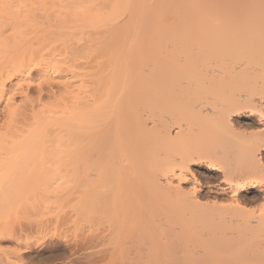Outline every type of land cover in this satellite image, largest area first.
Returning <instances> with one entry per match:
<instances>
[{"label": "bare ground", "instance_id": "1", "mask_svg": "<svg viewBox=\"0 0 264 264\" xmlns=\"http://www.w3.org/2000/svg\"><path fill=\"white\" fill-rule=\"evenodd\" d=\"M108 5L107 15L128 13V35L117 26L105 61L107 69L125 62V74L114 90L96 77L93 89L73 96L70 112H82L89 135L114 159L85 194L89 262L165 264L167 237L171 247L184 242L181 249L187 240H214L192 244L204 252L241 237L245 264H264V204L247 209L264 197V0ZM75 60L65 53L49 69L53 105L80 92L70 84ZM180 135L191 138L188 147L174 145ZM173 251V264L186 262Z\"/></svg>", "mask_w": 264, "mask_h": 264}, {"label": "rangeland", "instance_id": "2", "mask_svg": "<svg viewBox=\"0 0 264 264\" xmlns=\"http://www.w3.org/2000/svg\"><path fill=\"white\" fill-rule=\"evenodd\" d=\"M63 2L68 6L63 7ZM108 7V0H0V85L5 87L0 89V264L91 263L87 255L91 249L83 241L89 233L85 194L103 181L100 173L110 172L114 159H109L107 145L99 147L89 135L82 112H70L73 96L82 97L93 89L96 77L101 87L114 90L120 85L115 86V81L125 74V62L107 69L105 61L116 49L117 26L124 27V37L128 35V13L118 7L107 15ZM95 13L83 20L82 16ZM65 53L76 58L70 84L80 87V92L57 98L53 105L47 74L54 59ZM59 88L55 83L56 93ZM22 118L25 121L19 122ZM190 142L182 135L174 139L177 149ZM261 192L264 195V189ZM261 204L264 197L247 209ZM173 239L166 238L165 264H173L174 249L178 258H187L179 264H245L248 260L243 257L241 237L221 238L213 251L205 247L208 256L203 255L204 248L194 246L214 240L202 241L206 244L187 240L182 249L181 241L176 249L177 244L171 247Z\"/></svg>", "mask_w": 264, "mask_h": 264}]
</instances>
